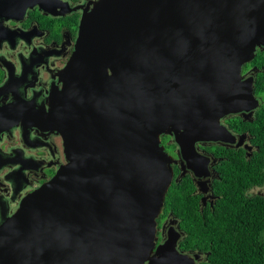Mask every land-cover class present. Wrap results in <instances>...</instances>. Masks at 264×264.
<instances>
[{
    "label": "water",
    "instance_id": "1",
    "mask_svg": "<svg viewBox=\"0 0 264 264\" xmlns=\"http://www.w3.org/2000/svg\"><path fill=\"white\" fill-rule=\"evenodd\" d=\"M36 3L0 0V17ZM258 47L264 0H98L42 116L67 163L0 222V264L200 262L178 251L176 220L156 245L172 180L161 137L186 159L196 141L226 140L219 120L255 105L239 74Z\"/></svg>",
    "mask_w": 264,
    "mask_h": 264
},
{
    "label": "flooded vegetation",
    "instance_id": "2",
    "mask_svg": "<svg viewBox=\"0 0 264 264\" xmlns=\"http://www.w3.org/2000/svg\"><path fill=\"white\" fill-rule=\"evenodd\" d=\"M37 1L20 18L0 17V108L7 114L5 130L0 132V222L67 163L61 135L42 116L63 88L61 72L74 52L80 20L98 2ZM239 81L251 87L255 105L219 120L226 140L196 141L194 153L186 159L173 137H161L170 158V186L180 183L183 193L197 202L199 212L212 211L220 198L217 184L225 175L224 162H250L259 154L260 142L264 143V48H256L251 61L241 66ZM245 195L264 197V182L246 189ZM162 215L161 210L156 245L163 240V224L172 220L180 235L178 245L183 239L180 223L171 213L161 219Z\"/></svg>",
    "mask_w": 264,
    "mask_h": 264
},
{
    "label": "trees",
    "instance_id": "3",
    "mask_svg": "<svg viewBox=\"0 0 264 264\" xmlns=\"http://www.w3.org/2000/svg\"><path fill=\"white\" fill-rule=\"evenodd\" d=\"M260 143L254 160L224 162L225 175L217 184L220 198L212 211L199 212L180 183L169 187L161 219L171 213L178 220L183 231L178 249L199 253L202 260L197 264H264V197L245 195L246 189L264 182V143Z\"/></svg>",
    "mask_w": 264,
    "mask_h": 264
},
{
    "label": "rangeland",
    "instance_id": "4",
    "mask_svg": "<svg viewBox=\"0 0 264 264\" xmlns=\"http://www.w3.org/2000/svg\"><path fill=\"white\" fill-rule=\"evenodd\" d=\"M263 235H264V232H263Z\"/></svg>",
    "mask_w": 264,
    "mask_h": 264
},
{
    "label": "clouds",
    "instance_id": "5",
    "mask_svg": "<svg viewBox=\"0 0 264 264\" xmlns=\"http://www.w3.org/2000/svg\"><path fill=\"white\" fill-rule=\"evenodd\" d=\"M197 264V263H196Z\"/></svg>",
    "mask_w": 264,
    "mask_h": 264
}]
</instances>
